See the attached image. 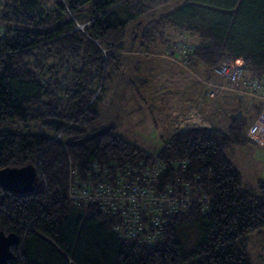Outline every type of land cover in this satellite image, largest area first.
<instances>
[{"label":"trees","instance_id":"1","mask_svg":"<svg viewBox=\"0 0 264 264\" xmlns=\"http://www.w3.org/2000/svg\"><path fill=\"white\" fill-rule=\"evenodd\" d=\"M174 30L198 36L187 60L200 70L231 57L243 60L247 77L264 76V0L3 1L0 123L26 129H0V169L32 164L39 175L29 192L0 184V230L20 239L8 264H252L250 237L264 231V177L257 192L245 190L226 148L250 140L261 101L224 128L173 132L155 155L114 124L88 129L109 67L122 69L127 47L152 51L172 42ZM157 159L168 166L156 190L170 187L175 198L161 228L145 214V227L128 235L120 211L69 199L71 168L81 180L115 183L119 167L147 168ZM185 226L198 228L192 246L179 237ZM151 233L155 240H141Z\"/></svg>","mask_w":264,"mask_h":264},{"label":"rangeland","instance_id":"2","mask_svg":"<svg viewBox=\"0 0 264 264\" xmlns=\"http://www.w3.org/2000/svg\"><path fill=\"white\" fill-rule=\"evenodd\" d=\"M198 41L197 35L178 34L174 30L172 42L155 46L152 51L127 47L122 69L115 71L112 65L108 69L104 86L93 106L98 118L88 129L114 124L115 131L122 137L155 155L170 138L171 124H174L172 128H181L180 121L186 116L179 112H189L197 107L199 110L192 112L196 115L202 107L204 117L230 122L232 114L238 110L241 111L239 118L253 114L251 104L254 101L250 98H254L262 102V107L250 127L263 113L264 94L247 89L245 82L252 77H247L244 71L237 81L233 74L220 75L223 69L219 66H215L208 76L206 68L200 70L185 60L183 54H189ZM235 93L244 94L243 101H237ZM193 121L189 116L187 122ZM222 125L219 127L224 128L227 124ZM9 127L26 129L22 125L0 123V129ZM59 135L57 133L56 137ZM250 141L226 148V154L239 169L243 188L257 192V180L264 177V141ZM161 171L162 168L154 171L156 177L164 170ZM160 192L156 190V194ZM252 234L249 240L252 264H264V231ZM179 237L186 246H192L199 238L198 228L185 226L179 231Z\"/></svg>","mask_w":264,"mask_h":264},{"label":"built area","instance_id":"3","mask_svg":"<svg viewBox=\"0 0 264 264\" xmlns=\"http://www.w3.org/2000/svg\"><path fill=\"white\" fill-rule=\"evenodd\" d=\"M3 1L0 0V8ZM187 54H183L185 60H187ZM217 66L223 69L220 75L231 76L233 74L235 81L239 77L241 78L244 71L242 59L225 57ZM245 84L251 92L264 94V76L252 77ZM262 112L246 131L248 138L256 142L264 141V105ZM187 120L186 117L182 118L180 125L182 122L186 125L190 124ZM179 129L180 127L176 130L179 131ZM153 162L147 168L135 169L130 165L116 168L115 183H111L109 180L92 181L91 177H88L87 180H81L77 170L71 168L68 196L72 201H97L100 209L105 212L116 213L120 211L123 215L122 228L128 235L136 236L145 227L143 221V215L145 214H147L148 223L151 226L161 228L164 223V215L174 207L175 198H171L172 190L169 189L156 194L155 189H157L160 173L156 177L154 171L158 168H162L163 171L168 164L162 163L159 159ZM186 163V160L173 161L175 167L181 166L184 168ZM109 172L106 171V174H109ZM155 238L151 233L141 238V240L151 242Z\"/></svg>","mask_w":264,"mask_h":264},{"label":"water","instance_id":"4","mask_svg":"<svg viewBox=\"0 0 264 264\" xmlns=\"http://www.w3.org/2000/svg\"><path fill=\"white\" fill-rule=\"evenodd\" d=\"M241 111L232 114V118H239ZM39 175L34 165L22 167H4L0 169V184L9 191L24 193L33 191L38 185ZM19 236L0 230V264H8L14 258L13 246L19 243Z\"/></svg>","mask_w":264,"mask_h":264},{"label":"crops","instance_id":"5","mask_svg":"<svg viewBox=\"0 0 264 264\" xmlns=\"http://www.w3.org/2000/svg\"><path fill=\"white\" fill-rule=\"evenodd\" d=\"M127 51H124V53H126ZM124 59L125 58H123V61H124ZM180 70V69H179ZM235 98H236V100L237 101H243V98H244V94H241V93H235V96H234ZM250 99H252L251 101H255V99L254 98H250ZM189 105V104H188ZM195 110H199V109H197V107H195V109H191V111H189V112H186V110H185V112H179V114L180 115H182L183 114V116L185 117L186 116V119H189V116L191 117V119L192 120H194L193 121V123H195L194 125H193V123L191 122L190 123V125L188 124V125H186L184 122H182L181 123V128H180V130H183L182 128H187V127H193V126H195V127H206V128H211L212 126H217V127H219V125H221V123L223 124L222 126H224V125H228V120L227 119H212V117H204L203 116V114H202V112H203V110H202V107H200V110H201V112L199 113V114H196V115H194V114H192V112L193 111H195ZM229 112V111H228ZM232 112V111H231ZM230 112V113H231ZM230 113H229V117H230ZM178 114V115H179ZM231 118V117H230ZM219 120V121H218ZM174 126V124L172 123L171 124V132H170V134H172L173 132H174V130H176V128H172ZM248 142H251L250 140L248 141ZM247 143V142H246Z\"/></svg>","mask_w":264,"mask_h":264},{"label":"bare ground","instance_id":"6","mask_svg":"<svg viewBox=\"0 0 264 264\" xmlns=\"http://www.w3.org/2000/svg\"><path fill=\"white\" fill-rule=\"evenodd\" d=\"M59 137H60V135H59ZM69 199H71V198L69 197Z\"/></svg>","mask_w":264,"mask_h":264}]
</instances>
